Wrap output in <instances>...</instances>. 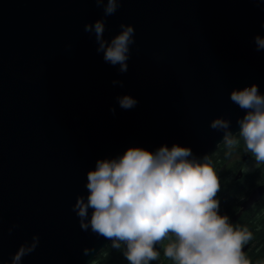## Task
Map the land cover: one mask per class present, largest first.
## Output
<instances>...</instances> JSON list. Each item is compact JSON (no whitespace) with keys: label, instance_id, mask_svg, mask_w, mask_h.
Masks as SVG:
<instances>
[{"label":"water","instance_id":"obj_1","mask_svg":"<svg viewBox=\"0 0 264 264\" xmlns=\"http://www.w3.org/2000/svg\"><path fill=\"white\" fill-rule=\"evenodd\" d=\"M101 18L92 0H0V264L34 235L21 264L93 263L112 242L82 231L72 206L97 160L173 144L208 156L223 141L213 119L239 131L245 113L231 91L255 84L264 95L254 43L264 0H123L103 38L134 28L124 73L83 30ZM125 95L134 108L119 107ZM263 191L251 189L232 220Z\"/></svg>","mask_w":264,"mask_h":264},{"label":"clouds","instance_id":"obj_2","mask_svg":"<svg viewBox=\"0 0 264 264\" xmlns=\"http://www.w3.org/2000/svg\"><path fill=\"white\" fill-rule=\"evenodd\" d=\"M92 2L103 6L104 18L85 24L83 30L94 33L97 52L103 53L104 61L119 65L118 71L124 73L130 45L135 43L134 28L122 23L118 35L110 41L103 38L105 18L114 15L123 0ZM254 43L256 51L264 50V37L255 36ZM112 83L123 86L120 81ZM229 96L245 113L237 118L239 131L232 133L230 120L224 118L213 119L210 128L222 131L226 156H231L242 140L255 163L264 164V95L253 84L234 89ZM117 100L125 110L138 103L127 95ZM110 111L115 113L114 108ZM85 188L87 195H78L72 206L80 229L110 240L113 248L123 244L129 264L158 260L156 246L165 240L168 243L163 254L173 264H252L244 251L252 232L220 214V180L207 155L196 157L190 148L176 144L171 148L162 145L154 152L130 147L116 158L97 160L95 170L86 174ZM38 244L36 235L30 243L21 244L11 264H21ZM91 251L83 249L85 255Z\"/></svg>","mask_w":264,"mask_h":264},{"label":"trees","instance_id":"obj_3","mask_svg":"<svg viewBox=\"0 0 264 264\" xmlns=\"http://www.w3.org/2000/svg\"><path fill=\"white\" fill-rule=\"evenodd\" d=\"M237 133V132H235ZM234 133V134H235ZM227 149L222 141L218 149L211 151L208 157L211 159L213 166L220 180V191L217 195L219 200V211L221 215L230 217L231 222L235 226H246L252 232L253 238L246 245L244 250L247 256L251 259L252 264L262 263L264 259V191L260 199L250 206L246 211L241 212L235 220H232L233 215L238 211L239 203L244 199L251 189L255 186L262 185L264 187V164H258L253 169H244L243 163L236 159L231 164L227 163L231 157L237 154L251 155L243 145L241 140L240 145L233 150L231 156H226ZM237 170H241V175L236 176ZM234 176L232 177V173ZM168 241L165 240L156 246L160 252L159 261L166 263L172 262L163 254L164 247ZM125 246L122 244L119 249L113 248L110 243L102 252L96 256L95 261L91 264H129L124 253ZM105 257H101L102 254ZM158 261V260H156Z\"/></svg>","mask_w":264,"mask_h":264},{"label":"rangeland","instance_id":"obj_4","mask_svg":"<svg viewBox=\"0 0 264 264\" xmlns=\"http://www.w3.org/2000/svg\"><path fill=\"white\" fill-rule=\"evenodd\" d=\"M245 155L243 154H237L235 153V155L233 157L230 158V160L227 163H232L233 161H235L236 159L238 160V162L243 163V170L244 169H253L255 168L258 164L255 163L254 157L253 156H249L247 159H242ZM233 174H235V172H233L231 175L232 177L234 176Z\"/></svg>","mask_w":264,"mask_h":264},{"label":"flooded vegetation","instance_id":"obj_5","mask_svg":"<svg viewBox=\"0 0 264 264\" xmlns=\"http://www.w3.org/2000/svg\"><path fill=\"white\" fill-rule=\"evenodd\" d=\"M250 156V155H249ZM248 156V157H249ZM105 257V254L103 253L102 255H101V257ZM115 264V263H114ZM150 264H173V262H169V263H166L164 260L163 261H159V259H158V261H152V262H150ZM259 264H264V259H263V261H262V263H259Z\"/></svg>","mask_w":264,"mask_h":264}]
</instances>
